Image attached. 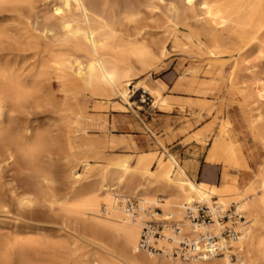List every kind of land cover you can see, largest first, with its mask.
Instances as JSON below:
<instances>
[{"label": "bare ground", "instance_id": "obj_1", "mask_svg": "<svg viewBox=\"0 0 264 264\" xmlns=\"http://www.w3.org/2000/svg\"><path fill=\"white\" fill-rule=\"evenodd\" d=\"M263 35L264 0H0V211L8 213L13 205L22 213L39 204L57 206L74 218L76 226L68 230L72 244L80 248L88 241L101 249L80 264H264V77L250 70L251 105L245 113L250 154L233 140L228 115L210 143L206 161L235 171H224L219 182L207 173L198 180L188 170L189 160L183 164L157 149L105 155L106 145L123 139L92 138L89 129L96 122L81 103L87 92L99 95L102 103H109L112 94L130 103L127 77L139 64L148 74L133 89L141 88L154 104L168 108L169 98L162 94L165 82L151 85L147 78L159 69L169 42L200 54L206 72L214 74L212 80L233 84L238 68L234 54L243 56L250 46L260 47ZM199 70L188 69L192 75ZM193 81L185 74L177 86L204 92L192 88ZM39 103L52 121L39 122L33 111ZM210 122L192 136L207 141ZM55 145L70 163L69 183L62 190L47 166L54 156L45 159L54 154ZM134 145L135 140H129L127 147ZM90 158L100 162L101 169L93 180L78 184L81 176L73 169L77 162L91 165ZM11 163L27 170L22 185L4 181V168ZM244 168L250 169V176L242 185L239 173ZM158 193L165 199L159 200ZM133 197L138 204L129 209L127 200ZM194 201H205L213 209L218 203L223 210L234 204L246 217L234 225L239 235L229 241L232 246L225 253L191 252L185 259L173 254L181 238L196 235L186 216V203ZM39 215L31 212L27 217ZM41 218H32L34 223L25 225L24 232L0 236V264L37 260V236L46 228ZM148 221L163 224V236L157 240L163 251L139 247ZM222 225L216 221L198 229L218 233ZM28 229L36 235L27 236ZM87 231L98 240L88 238Z\"/></svg>", "mask_w": 264, "mask_h": 264}, {"label": "rangeland", "instance_id": "obj_2", "mask_svg": "<svg viewBox=\"0 0 264 264\" xmlns=\"http://www.w3.org/2000/svg\"><path fill=\"white\" fill-rule=\"evenodd\" d=\"M260 40L262 43L260 47L257 44L250 46L248 51L243 55L244 58L238 53L234 54L233 58L238 60V68L233 84L225 80H212L214 74L206 72L208 65H205V60L200 54L193 50L185 51L181 48H174L172 43L169 42V52L160 60L159 69L157 71L152 70L151 75L147 78V82L151 85H155L158 81L165 82L162 94L169 98V107L164 108L157 103L154 104L153 97L141 88L133 89L137 80L148 74L147 70H143L139 64H135L131 74L127 77L131 82V85H129L130 103H127L118 94L110 95L109 103H102L99 100V95L90 92H87L85 99L81 100V103L84 104L83 106H86L87 115L93 117L96 122L89 129L90 136L97 139L106 137L123 139V142L106 145L104 154L107 156L115 155L116 153L153 149L152 147H138L137 145L131 148L127 147V144L129 140L134 139V134L145 132L151 128V120L155 117L156 111L165 110L168 111L167 116H177L183 127H187L186 129L183 128L182 131L187 133V142H195L193 145L195 149L198 146L197 141L203 143L199 144L201 152H197L198 158H196V162L202 159L206 163V152L210 147L214 134L218 131L222 122H224V116L228 115L232 121L229 124V130L233 140L240 141L245 153L249 155L251 150V133L245 119V113L249 111L251 105L248 88L253 83V76L250 74V70L252 69L257 75L264 77V35ZM246 66L251 68L246 69ZM194 67L200 70L194 75L189 74L188 69ZM185 74H187L190 80H194L192 88L202 87L204 92L196 93L190 90L187 85L177 86L179 78ZM119 102L123 103L124 106H118ZM35 109L33 111L39 114V122L47 123L52 121V118L47 115L45 106L41 103H39V108ZM205 121H211L209 130L207 131L209 134L208 140L201 141L197 138H195L197 141L194 140L192 138L194 135L191 137L192 130ZM160 143L163 149L161 150L158 147L154 149H157L158 154H162L164 157L169 156L171 152L168 151L161 140ZM58 146L55 145L54 154L45 157V159L49 160L54 156L53 159L55 160H50L48 162L50 165H47L48 163L46 165L48 168L50 166L49 169L57 180L56 184L62 190L61 188L69 183V170L67 168L70 163L66 153L64 155L63 153L60 154L61 150H58ZM81 155L79 153L77 156L82 157ZM177 160L181 161V158L178 156ZM90 163L92 164L88 165L84 162H77L75 165L73 171L80 173L81 176L78 184L93 180L99 173L101 163L93 158H90ZM214 166L216 167V173L213 177L210 175L214 182L220 181L224 171L229 175L235 172L232 168H227L223 163ZM21 169L14 163L6 165L3 171L4 181L9 182L12 180V183L17 182L18 185H22L27 180V170L25 172ZM204 173L200 172L196 178L198 180L201 179ZM239 176L240 182L243 185L250 176V169H242ZM157 198L159 200L161 198L165 199V194L158 193ZM12 207L8 213L0 211V236L2 234L9 235L17 229L24 232L27 230L25 229V225L40 220L42 216L43 218L46 217V219L41 218L42 220L39 221L46 228L45 231H42L37 236V239H39V257L37 256L38 258L33 264H80L88 261L94 252L101 250L96 243L88 241H85V246L80 248L72 244V238L69 237L68 230L76 226L74 218L59 211L57 206L51 208L49 205L41 206L39 204L33 210L26 209V212H32L35 216L39 215V213L43 214L41 217L39 215V218L27 217L28 212L24 213V210L22 213L17 207ZM32 218H35V220ZM16 222L20 223V227L15 228L14 224ZM28 230L27 236L36 235L33 229ZM94 235V232L87 231L88 238H94L93 240L97 241L98 238ZM179 258L185 259L184 257Z\"/></svg>", "mask_w": 264, "mask_h": 264}, {"label": "built area", "instance_id": "obj_3", "mask_svg": "<svg viewBox=\"0 0 264 264\" xmlns=\"http://www.w3.org/2000/svg\"><path fill=\"white\" fill-rule=\"evenodd\" d=\"M214 201L216 202V198ZM137 204L138 200L134 197L127 200L129 209H133ZM214 206L215 208L213 209L205 201L186 203V216L195 226L196 235L191 239L187 237L181 238L178 248L173 250L174 255L184 258H189L191 252H194L197 256L221 255L225 253L226 249L232 246L229 241L236 239L239 235L234 225H236L238 221H245L246 217L243 213H237L235 211L234 204L226 210H223L218 203H214ZM160 209V207H157V210ZM216 221L223 224L218 233L198 229L199 226L204 223L208 224ZM173 228L175 232H180L178 224L174 223ZM163 229L164 226L162 223L148 221L143 227L139 240V247L150 252L163 251V249L157 245L158 238L163 236Z\"/></svg>", "mask_w": 264, "mask_h": 264}, {"label": "crops", "instance_id": "obj_4", "mask_svg": "<svg viewBox=\"0 0 264 264\" xmlns=\"http://www.w3.org/2000/svg\"><path fill=\"white\" fill-rule=\"evenodd\" d=\"M167 113L168 111L165 110L156 111L155 117L151 120V128L145 132L134 134L137 146L152 147L153 149L158 147L162 150L161 140L171 154L181 158V163L184 164L187 160L190 161L188 169L190 172H195L196 175L200 172H205L213 177L216 173V167L214 166L216 164H210L207 161L205 163L202 159L196 162V158H198L197 152H201L199 144L203 143L192 137V133L208 121L192 130L191 137L198 142V146L195 149L193 146L195 142H187V133L182 131L183 128L186 129L187 127H183L177 116H167Z\"/></svg>", "mask_w": 264, "mask_h": 264}]
</instances>
